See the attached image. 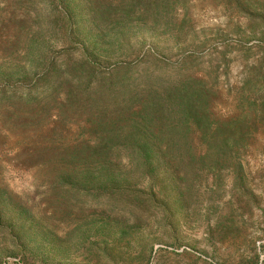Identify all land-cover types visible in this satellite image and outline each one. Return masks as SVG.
<instances>
[{
    "label": "trees",
    "instance_id": "obj_1",
    "mask_svg": "<svg viewBox=\"0 0 264 264\" xmlns=\"http://www.w3.org/2000/svg\"><path fill=\"white\" fill-rule=\"evenodd\" d=\"M191 1L0 0V17L9 9L20 32L0 59V134L76 117L75 142L57 144L64 130L56 128L29 156L65 188L129 196L111 210L133 221L163 209L175 218L161 198L205 177L200 164L243 173L242 148L264 128V0H216L246 27L200 33L190 26ZM165 36L175 53L164 52ZM239 57L234 109L221 114L217 87ZM4 206L0 199V220ZM22 237L20 229L7 236L16 248Z\"/></svg>",
    "mask_w": 264,
    "mask_h": 264
},
{
    "label": "rangeland",
    "instance_id": "obj_2",
    "mask_svg": "<svg viewBox=\"0 0 264 264\" xmlns=\"http://www.w3.org/2000/svg\"><path fill=\"white\" fill-rule=\"evenodd\" d=\"M187 8L197 33L226 30L235 23L246 27L216 0H193ZM8 11L0 17V59L13 51L10 41L20 33ZM234 36L231 46L240 48ZM162 44L164 52L175 53L171 37H163ZM245 64L239 57L226 78L221 76L215 107L219 113L234 109ZM75 118L63 126L46 116L41 127H14L0 134V199L5 200L0 264H264V128L258 126L242 148L243 173L226 164H200L205 177L188 188H169L161 198L175 218L166 220L163 209L141 211L146 221H133L129 214L111 210L128 204L129 196H90L77 192L76 186L65 188L29 156L30 148L46 144L45 136L56 128L64 130L57 144L75 142L82 128ZM19 229L23 253L7 238Z\"/></svg>",
    "mask_w": 264,
    "mask_h": 264
}]
</instances>
